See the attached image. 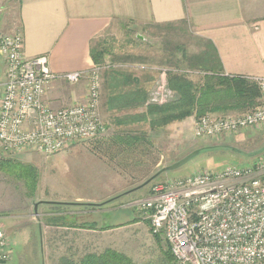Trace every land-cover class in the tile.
Listing matches in <instances>:
<instances>
[{"label": "rangeland", "instance_id": "374dc122", "mask_svg": "<svg viewBox=\"0 0 264 264\" xmlns=\"http://www.w3.org/2000/svg\"><path fill=\"white\" fill-rule=\"evenodd\" d=\"M94 46L103 57L97 66L103 67L100 73V112L108 134L71 142L53 155L32 152L13 155L0 147V225L9 239L10 264H80L83 256L106 248L103 247L105 244L136 264H174L166 240L152 233L149 219L132 203L147 197L156 182L172 181L200 171L216 172L227 166L246 168L264 158V125L215 138L199 139L191 135L200 115H239L253 109L224 113L205 111L202 114L195 110L190 116L188 135H170L167 126L151 129L153 142L147 146L149 153L143 158L148 164L162 161L159 168L155 164L152 166L156 172L197 149L201 152L180 168L163 172L142 185L146 173L141 170L148 167L137 165L141 156L127 155L116 148L112 140L115 135H112L107 120L105 99L111 93L110 89L120 91L133 76L139 83H149V96L155 88L162 86V79H166L165 88L171 90L167 83L170 71L186 74L200 84L207 72L193 67L192 63L198 62L196 53L202 45L182 24L144 29L129 22H118L96 39ZM81 81L87 90V79ZM171 92L172 97L159 106L178 100L179 94ZM263 99L261 93L259 105ZM71 149L77 152L64 153ZM8 160L38 169L40 177L35 192H31L24 180L3 170L2 164ZM87 185L94 187L82 198L95 200L94 206L57 204L74 202L70 198L87 192ZM36 203H39L37 212ZM73 211H79L80 215L68 214ZM74 221L78 224L96 222L92 229L95 232L69 229ZM89 239L90 246H93L85 248V241Z\"/></svg>", "mask_w": 264, "mask_h": 264}, {"label": "built area", "instance_id": "2783aa9c", "mask_svg": "<svg viewBox=\"0 0 264 264\" xmlns=\"http://www.w3.org/2000/svg\"><path fill=\"white\" fill-rule=\"evenodd\" d=\"M21 31L0 37L6 80L0 97V147L9 154H56L74 141L96 139L109 130L100 112L103 67L55 73L49 57L24 55ZM166 77V74L164 73ZM87 79L85 100L55 109L48 94L56 81ZM163 84L149 103H164L171 90ZM264 97V77L256 80ZM264 125V99L250 112L199 117V139L237 134ZM166 240L174 264H264V158L253 166L200 171L156 182L147 197L132 203ZM11 247L0 225V264H10Z\"/></svg>", "mask_w": 264, "mask_h": 264}, {"label": "crops", "instance_id": "0c3cea01", "mask_svg": "<svg viewBox=\"0 0 264 264\" xmlns=\"http://www.w3.org/2000/svg\"><path fill=\"white\" fill-rule=\"evenodd\" d=\"M118 22H129L144 29L182 24L202 45L193 67H199L203 57L210 54L212 66L222 68L225 75L253 80L264 77V0H0V37L21 31L24 55L28 58L47 55L55 73L85 71L96 66L91 56L95 41ZM5 80L6 64L0 55V97ZM85 87L83 81L77 85L56 81L48 101L55 109L82 102L86 97ZM138 88L146 95H141V103L135 104ZM149 88V83H139L133 76L120 91L109 90L111 93L105 102L112 135L141 131L152 135L149 121L142 118L150 106L160 103L149 104ZM191 121L188 117L171 123L167 129L170 135H188ZM145 125L146 128H141ZM191 135H195V125ZM73 152L77 151L71 149L64 153ZM161 164L159 161L157 167ZM92 187L87 185V192L70 198L74 202L67 201V204L76 207L93 204L95 200L82 198ZM78 213L68 214L75 217ZM69 229L95 232L72 226ZM90 243L91 239L86 240L84 247L93 246ZM103 247L106 248L89 253H102L111 248L106 244Z\"/></svg>", "mask_w": 264, "mask_h": 264}, {"label": "trees", "instance_id": "16d2710c", "mask_svg": "<svg viewBox=\"0 0 264 264\" xmlns=\"http://www.w3.org/2000/svg\"><path fill=\"white\" fill-rule=\"evenodd\" d=\"M91 56L96 65H99L102 62V53L99 52L94 45L91 49ZM203 58L204 62L200 61L201 63H199V67L206 71L207 74L200 84L195 83L186 74L175 73L173 71L168 72V86L170 89L179 94V98L178 100L163 106H150L147 113L143 115V118L140 116V118L149 121L151 129H157L164 126L166 127L173 122L182 121L192 116L195 110L199 111L198 114H202L205 111L224 113L235 109H254L259 105L261 90L256 80L244 76L225 75L222 71V68L219 69L212 66L213 60L210 54H206ZM200 60H202V57ZM217 94L219 97H217ZM141 95L145 97L146 94L142 89H136L134 97L135 104L141 103ZM112 140L116 148L122 153L133 155L134 157H136V155L142 157L141 160L136 162L137 165H146V167H148L141 170L146 173L145 176H143V179L145 180L142 185L157 175V173L160 171L157 170L155 172V170L152 168L154 164L155 167H157V164L159 163L158 160L148 164L143 158L144 155L149 153L146 151L149 150L147 146L152 145L153 142V139H151L149 133L144 131L121 132L115 135ZM2 168L6 172L17 176L21 180H24L25 185L31 190V192L36 191L40 174L35 166L22 164L14 160H8L2 164ZM57 204L68 205L67 203ZM82 205L88 207L94 206L93 204L88 203ZM49 224L53 225L52 221H49ZM69 226L94 229L96 227V222H85L83 224H78V222L74 221ZM156 237L159 238V236ZM169 254L171 262L174 263V258L170 252V249ZM80 264L136 263H134L125 254L115 249L108 248L102 253L86 254L80 260Z\"/></svg>", "mask_w": 264, "mask_h": 264}, {"label": "water", "instance_id": "95a60500", "mask_svg": "<svg viewBox=\"0 0 264 264\" xmlns=\"http://www.w3.org/2000/svg\"><path fill=\"white\" fill-rule=\"evenodd\" d=\"M201 152V149H197L191 153H189L188 155H186L184 158L174 162L173 164L163 167L158 173L157 175H155L153 178H151L150 180H148L145 184H148L149 182H151L154 178H156L157 176H159L161 173L163 172H167L170 170H175L180 168L181 166H183L184 164H186L187 162H189L193 157H195L196 155H198ZM39 203L35 204V211L37 212V208H38Z\"/></svg>", "mask_w": 264, "mask_h": 264}]
</instances>
